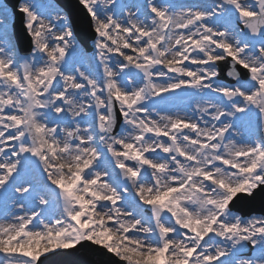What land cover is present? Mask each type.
Here are the masks:
<instances>
[{
    "label": "snow or ice",
    "instance_id": "6c2138e0",
    "mask_svg": "<svg viewBox=\"0 0 264 264\" xmlns=\"http://www.w3.org/2000/svg\"><path fill=\"white\" fill-rule=\"evenodd\" d=\"M78 5L0 0V264H264V0Z\"/></svg>",
    "mask_w": 264,
    "mask_h": 264
},
{
    "label": "rangeland",
    "instance_id": "374dc122",
    "mask_svg": "<svg viewBox=\"0 0 264 264\" xmlns=\"http://www.w3.org/2000/svg\"><path fill=\"white\" fill-rule=\"evenodd\" d=\"M48 1V0H47ZM50 2L52 3V5L54 6V7H57L58 8V5L57 4H55V2L53 1V0H50ZM12 22H10L9 24H8V32H10V30L12 29Z\"/></svg>",
    "mask_w": 264,
    "mask_h": 264
}]
</instances>
